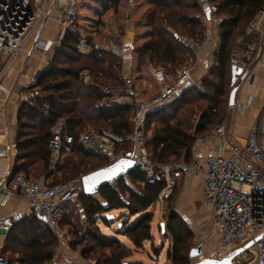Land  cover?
<instances>
[{
	"label": "trees",
	"instance_id": "1",
	"mask_svg": "<svg viewBox=\"0 0 264 264\" xmlns=\"http://www.w3.org/2000/svg\"><path fill=\"white\" fill-rule=\"evenodd\" d=\"M121 0H115L118 5ZM147 10L141 23L150 29L146 41L138 50L137 68L151 64L175 74L184 63L195 56L190 41L202 39L205 26L202 22L204 6L199 0H145ZM218 3V12L224 17L219 27L220 46L216 53L217 64L204 80V90L190 86L178 99L171 101L158 112L146 115V140L150 157L159 164L188 157L198 135L219 124L229 105L228 74L234 87L231 62L232 44L243 27L260 11L264 0H208ZM81 33L66 31L53 49L50 63L38 77V83L25 88L30 94L22 101L18 112L16 138L19 154L12 174L20 173L30 161L42 162L45 171L52 177L49 184L77 180L82 187L81 176L109 164L108 159L83 147L73 145L72 154L62 164L50 170L52 128L63 118L67 131L78 135L87 127L101 133L110 131L125 140L119 151L124 155L133 153L131 137L134 124L130 118L135 105L130 101L117 102L107 98L103 86L121 82L123 61L111 50L97 48L91 51L80 49ZM88 43H91L89 40ZM90 69V78L81 80V70ZM201 104L192 105L194 101ZM193 116L195 118L193 119ZM194 127V120L198 119ZM132 148V147H131ZM27 168V167H26ZM28 176V175H27ZM166 187L165 177L156 183H148L147 176L135 168L128 176L120 178L115 185H105L96 195L81 194V217L76 216L72 203L64 204L65 214L61 226L69 227L73 238L70 246L79 249L84 258L98 255L97 264H129L124 260L153 240L151 209L159 201ZM125 209L120 228L115 235L104 233L99 223L109 226L114 216L108 213ZM33 215L17 221L8 233V243L13 245L18 264H49L54 258L57 241L49 227L41 225ZM167 232L172 247L167 251L172 264H192L189 254V232L184 223L173 213L169 216ZM128 237L133 248L123 243L119 236ZM12 252V253H13Z\"/></svg>",
	"mask_w": 264,
	"mask_h": 264
},
{
	"label": "built area",
	"instance_id": "2",
	"mask_svg": "<svg viewBox=\"0 0 264 264\" xmlns=\"http://www.w3.org/2000/svg\"><path fill=\"white\" fill-rule=\"evenodd\" d=\"M88 1L90 0H68L62 4L60 0H0V88L6 70L28 44L32 49L47 46L42 33L48 21L54 20L60 25L62 34L58 36V40L66 31L81 33L80 9ZM218 9V3L207 5V10L202 16L205 26L203 38L190 41V47L195 53L207 48L211 43L212 32L208 26L214 24L220 27L224 22V17L219 14ZM254 30L253 21L249 23L247 31L251 34ZM239 44L242 48L233 52L232 63L243 68L247 60L254 55L255 49L252 45L244 49L246 39L243 36L239 38ZM80 47H89L84 38ZM112 53L122 61L133 57L122 48H114ZM90 73V69L85 68L80 71L79 77L87 81ZM192 73L193 67L190 64H184L177 69L176 75L171 80L163 71L156 73L159 89L157 93L146 97L135 85L131 74L122 70L121 82L104 85L103 92L107 98L114 101L125 99L135 105L130 118L134 124L133 141L136 145L132 154L137 168L146 174L148 183L154 184L161 177H165L167 187L172 188L176 184V174L179 172L203 176L204 200L212 209L214 224L219 234V247L213 257L222 259L231 250L264 233V108L241 148H231L229 154L218 152L210 155L203 165L198 161H172L159 164L151 159L145 144V112L170 101L175 92L192 79ZM38 77V75L31 76L30 84L36 85ZM198 89L202 91L204 87L200 85ZM13 91V89L8 90L6 94L11 96ZM25 95V91L19 93L20 97ZM235 107L238 110H249L251 103L238 101ZM227 129L225 123L219 124L213 129V134L222 137ZM76 141L86 149L106 157L109 163L123 156L118 152V143L96 128L87 127L76 136L67 131L66 121L60 118L52 128L49 144L52 152L50 170L60 165L65 156L72 154ZM207 141L208 138L202 136L197 139L196 144L204 145ZM10 147L14 154L19 152L17 142H12ZM9 178L15 184V188H9L6 182L0 181V206H6L12 197L22 193L29 201L31 213L40 219L42 226L49 227L56 235L65 214L64 204L70 202L77 207L81 206L82 189L77 186L76 180L49 184L45 177L32 179L21 172L10 174ZM23 218V213L19 211L4 217L0 216V232L8 233L13 225ZM254 261L264 264V237L238 255L234 264H253ZM0 264H18V262L11 261L0 253Z\"/></svg>",
	"mask_w": 264,
	"mask_h": 264
},
{
	"label": "crops",
	"instance_id": "3",
	"mask_svg": "<svg viewBox=\"0 0 264 264\" xmlns=\"http://www.w3.org/2000/svg\"><path fill=\"white\" fill-rule=\"evenodd\" d=\"M67 1L68 0H60V3L64 4ZM135 1L136 0H133V2H131V0H121L118 5H114V8L118 10L116 15H122V23L123 27H125V35L123 36L121 43H119L118 45L113 44V46L99 45L93 39H86L83 32L81 31L83 38L86 40V44L87 46L89 45V47H80V49L82 52L88 53L92 49L91 44H94L98 48H103L111 51L114 48H122L126 52L131 53L133 55L132 59H126L123 61L124 65L122 70L131 74L135 85L143 92L146 97H148L154 93H157L159 89V85L156 80V73L163 71L168 79L171 80L176 75L177 71L175 72V74H173L172 72H166L162 67L156 68L151 64L144 65L141 68H137L136 57L138 54V50L146 41L145 34L150 28L145 24L143 25L142 23L138 26L140 30L143 29L142 31H139L138 28L134 27L136 20L134 19V15L136 17L135 12L137 11L138 7L141 6L143 2H145V0H139L138 2ZM207 5L208 2L205 5L204 11L207 10ZM130 6L135 7V9H130ZM128 14H130L129 17L127 16ZM143 14L144 11L139 14V17ZM253 21L255 23V30L250 34L248 33L247 29L249 23ZM208 27L212 32V40L210 45L207 48L199 50L196 53L194 52L195 57L191 61L186 63L190 64L193 67L192 79L185 83L181 88H179L170 101H168L166 104L148 109L145 112V115H148L151 112L155 113L162 110L171 101H174L181 97L190 86H194L197 89L200 85L204 87V80L208 76H210L212 69L217 64L216 53L220 46L219 27L214 24H210ZM60 34H62L60 25L54 20L48 21L42 33L44 39L47 41V46L45 48L32 49L31 45L28 44L25 49L18 54L11 66L6 70V73L2 80V86L0 88V181L6 182V186L12 189L15 188V184L11 181L9 175L12 174L14 168L21 165L23 161H17L19 152L17 154H14L12 152L10 144L12 142H16L19 130L17 118L20 105L22 101H27L30 98V94L26 92L25 88L31 86L29 78L33 75H38L50 63V59L53 55V49L56 45L59 44L58 36ZM241 36L245 37L246 39V45H243L244 49L252 45L255 49V53L251 58L247 60L245 66L243 67V72L246 74L238 90L236 91L235 103L238 101L243 103H251V108L249 110H238L235 105L233 108H230V106L228 105V108H226L224 111L223 120L219 123H225L227 125L228 129L226 134L222 137L215 136L213 134V129L215 128V126L219 125L216 124L214 127H211L203 134L197 136V139L202 136H206L208 138L206 144L197 145L196 139L188 157L184 155L177 161H198L201 165H203L206 158L210 155L217 154L218 152L229 154L231 148H241L246 142V138L252 125L259 118L261 111L264 108V12L260 11L254 16V18H252L247 24H245L243 27V31L239 33L233 41L230 56L231 65H234L232 63L233 52L242 48L239 44V38ZM89 40L91 41V43H88ZM230 76L231 71L229 68V97L233 89L231 84L229 83V81L231 82ZM242 76L243 74L238 77L237 81H239ZM12 89L14 90L13 94L11 96H8L6 94V91ZM21 91H25L26 95L20 97L19 93ZM123 101L127 100L123 99L122 101L117 102ZM198 120L199 118L194 120V127L192 131L195 130V127L198 124ZM104 134L118 143V152L124 155V152H120L119 149L123 145L125 140L118 136H115L110 131H107ZM131 141L132 146H130V149H133L132 151L134 152L136 145L133 141V135L131 137ZM70 155L71 154L65 156L63 160ZM21 173L28 175V177L32 179L45 177L47 182H50L52 179V177L48 176L49 173L45 171L42 162L39 160H33L25 164L23 170H21ZM175 188L179 189L180 196L185 203V210L187 212L190 211L194 215V217H198L201 220V223L204 220L208 221L209 230H213L215 241L214 253L211 254V256H208L213 257L215 251L219 247V234L214 224L212 209L206 204L204 200L203 176L195 173L179 172L176 174V184L174 185V187L168 188L166 181V187L163 190L161 196L165 195L169 197L168 191ZM96 197L100 198L98 194H96ZM18 211L22 212L24 217H31L34 215L30 211L28 199L22 193H19L18 196L12 197L6 206H0L1 217ZM127 213L128 212L125 209H115L109 212L108 214L114 216V219L111 220L109 226L99 223L101 230L108 235H115L120 228L121 222L123 220V215ZM8 233L2 231L0 232V253L4 256L6 254L12 253V250L14 249L13 245L8 243ZM119 239L128 247L133 248L132 242L128 237L120 235ZM147 243H150V241L146 242L141 248L143 249V251L141 249L134 250L133 260H135V263L146 264L145 260L149 259ZM253 264L260 263L259 261H254Z\"/></svg>",
	"mask_w": 264,
	"mask_h": 264
},
{
	"label": "rangeland",
	"instance_id": "4",
	"mask_svg": "<svg viewBox=\"0 0 264 264\" xmlns=\"http://www.w3.org/2000/svg\"><path fill=\"white\" fill-rule=\"evenodd\" d=\"M114 1L115 0H90L81 7L79 25L80 30L83 32L86 39H93L97 44L103 46H113V44L118 45L121 43L123 36L125 35V27H123L122 15H116L118 10L114 8ZM138 1L139 0H136L135 2ZM199 1L205 8L208 0ZM147 8L148 5L145 2L138 7L135 12L136 17L134 15V19H136L134 27L139 29L138 26L141 25L142 18V15L139 17V14L143 11L145 12ZM130 9L134 10L135 7L130 6ZM142 30L143 29H139V31ZM201 103L202 102L198 100L194 101L186 106L185 110L191 108L192 105H198ZM194 118L195 116H193V119ZM168 193L169 197L165 195L160 196L159 201L152 208L154 214L152 221L153 240L150 241V243H147L149 259L145 260L146 264H172L167 253V250L172 247L171 236L167 232V223L169 216L173 213L184 223L189 232V254L191 249L200 245L202 255L204 257L211 256V254L214 253L215 241L214 232L213 230H209L208 221L204 220L201 223V220L198 217H194L190 211L187 212L185 210V203L180 196L178 188L169 190ZM73 209H75V215L82 218L79 209L75 207ZM162 224L164 225L163 227H161ZM163 229L164 233L162 231ZM51 233L57 241V246L55 247L54 258L49 264H97V254H92L89 258H84L79 249H74L70 246V240L73 238V235L70 234L69 227L62 225L60 230H58L57 235L53 231H51ZM141 250L143 251V249ZM5 256L10 259H16L17 254L13 252L6 254ZM133 257L134 251L133 254L127 257L124 261L129 264H138L135 263Z\"/></svg>",
	"mask_w": 264,
	"mask_h": 264
},
{
	"label": "water",
	"instance_id": "5",
	"mask_svg": "<svg viewBox=\"0 0 264 264\" xmlns=\"http://www.w3.org/2000/svg\"><path fill=\"white\" fill-rule=\"evenodd\" d=\"M232 69L234 87L229 97L230 108H233L235 105L236 91L238 90L246 74L243 72V68L237 65H233ZM242 74V78L237 81L238 77ZM136 167V161L133 158V154L128 153L127 155H123L120 159L113 163H109L91 172L85 173L81 176V194L96 195L101 187L108 184L111 185L112 183H116L120 178L128 176L129 173H131ZM89 187H91V191L88 190ZM163 226L164 225L162 224L161 227ZM162 231L164 233V229ZM262 237H264V233L262 235L257 236L254 240H250L246 244L231 250L222 259H216L214 257H204L202 255L201 246L198 245L190 251V258L192 259V264H203V262L205 261L213 262V264H221V262H223V264H234V260L238 255L247 251L254 245L255 241L259 240Z\"/></svg>",
	"mask_w": 264,
	"mask_h": 264
},
{
	"label": "snow or ice",
	"instance_id": "6",
	"mask_svg": "<svg viewBox=\"0 0 264 264\" xmlns=\"http://www.w3.org/2000/svg\"><path fill=\"white\" fill-rule=\"evenodd\" d=\"M88 190L91 191L92 190L91 187H89ZM203 264H213V262L205 261V262H203ZM221 264H223V262H221Z\"/></svg>",
	"mask_w": 264,
	"mask_h": 264
}]
</instances>
